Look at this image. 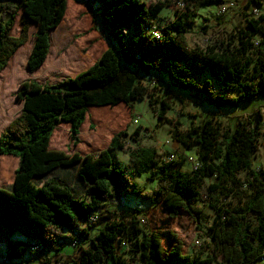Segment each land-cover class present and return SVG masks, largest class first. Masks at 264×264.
I'll list each match as a JSON object with an SVG mask.
<instances>
[{
	"label": "trees",
	"instance_id": "16d2710c",
	"mask_svg": "<svg viewBox=\"0 0 264 264\" xmlns=\"http://www.w3.org/2000/svg\"><path fill=\"white\" fill-rule=\"evenodd\" d=\"M70 1L0 0V74L28 42L33 23L38 32L28 67L34 71L43 65L50 34L64 18ZM182 1L185 9L161 30L160 39H154L146 28L156 26L154 21L167 2L147 6L142 0H87V4L96 5L95 18L99 21L96 25L93 19L94 28L100 25L97 31L104 41L115 44L106 43L107 50L94 65L74 78L54 85H23L21 114L0 135V163H15L11 189H0V243L6 242L8 264L21 263L26 253L34 254L38 246L60 252L57 245L66 232L78 238L70 242L74 249L80 240L89 244L73 264H215L219 258L225 264H257L264 258V168H253L262 137L256 122L260 112L234 128L223 127L213 115L201 124L192 123L186 133L175 134L176 142L196 152L200 166L190 173L181 171L183 161L161 163L155 149L139 147L141 128L133 137L127 130L118 132L108 147L97 153L67 154L51 149L58 128H67L73 146L79 147L90 110L117 111L125 106L132 111L134 102L150 98L143 81L120 64L163 74L169 87L189 91L196 104L217 111L264 96V15H246L241 28L211 36L205 48L189 49L187 35L196 24L199 9H221L227 0ZM262 2L247 0L245 9ZM21 12L22 29L13 37L11 32ZM95 31L97 44L100 41ZM27 47L29 44L16 55ZM203 75L208 78L200 82ZM172 97L149 99L160 121H167ZM128 138L137 145L129 153L128 168L139 176L151 171L157 185L150 192L138 187L114 155V151L124 150ZM4 157L9 161H3ZM74 164L80 165L77 174L86 186L88 199L74 197L69 187L54 179L41 185L34 182L54 169ZM207 179H213L208 186ZM204 196L215 213L207 258L184 254L181 241L173 233L167 234L165 247L160 232L143 227L148 221L142 210L98 214L104 204L138 199L151 207L161 206L173 218L184 212L201 233L209 222L198 206ZM93 215L98 216L96 223L91 222ZM95 224L99 229L92 236ZM16 235L35 247L12 243L10 239ZM53 261L54 257H45L39 264Z\"/></svg>",
	"mask_w": 264,
	"mask_h": 264
},
{
	"label": "rangeland",
	"instance_id": "374dc122",
	"mask_svg": "<svg viewBox=\"0 0 264 264\" xmlns=\"http://www.w3.org/2000/svg\"><path fill=\"white\" fill-rule=\"evenodd\" d=\"M142 1L147 6H153L158 2H167L168 6L164 8L159 17L154 21V24L160 30H163L182 13L177 7V0ZM246 2L247 0H227V10L224 14H221L220 8L216 6H204L200 8L196 24L192 26L187 35L188 48H205L210 43L208 39L211 36L218 33L230 34L234 30L241 28L245 23V16L250 15V8L245 9ZM87 3V0H72L68 3L64 18L50 34V48L45 62L34 71L29 69L28 62L36 43L38 26L34 23L31 25L28 42L19 50L27 46V44H29V47L16 55L19 52L18 50L0 74V135L10 122L21 114L23 107L21 96L24 91V84L54 85L67 78H74L94 65L102 52L107 50L106 43L109 45L115 44L109 39L105 40L106 42L104 41L98 33L101 29L100 25H98V31L94 28L93 19H96V25L99 21V18H95L96 5ZM23 15V12H21L15 21V26L11 32L13 37H18L21 32L22 25L20 21ZM94 31L100 41L97 44H94L96 43L94 40L95 36H93ZM102 45L104 46L103 48ZM120 65L122 69L125 68L135 73L143 81V84L149 89L150 98L152 96L154 100L161 101L168 96H173L171 110L166 116L167 121H160L157 118V115L153 112V107L150 105V98L145 101L134 102L132 111L128 110L125 106L117 111L98 108L97 112H94V110L88 112V120L83 126L81 136L79 137V140H81L79 147L73 146L67 128H64V130L58 128L55 131L51 149L61 150L67 154L75 151H79L83 155L97 153L106 149L113 135L118 132L127 130L133 137L135 131L141 128L138 138L140 141L139 147L155 149L161 163L170 162L169 157L176 155V158L172 161L178 163L183 161L181 171L190 173L194 170L190 158L194 159L196 152L195 150H188L176 142L174 140L175 134H184L191 127L192 123L201 124L205 118L213 115L217 117L223 127L227 128L230 126L234 128L240 122H244L246 117L260 112L261 117H257L256 122H258L262 137L255 154L253 168H264V96L242 103L235 108L226 107L217 111L207 105L196 104L192 100V94L189 91L169 87L166 80L167 77L163 74L156 72L146 73L132 66ZM206 78L208 76L203 75L200 82H203ZM180 99L187 101V103L183 104ZM136 148L137 145L133 141V138H128L125 141L124 150L114 151V155L120 166L125 169L126 174L132 178L138 187L144 188L146 192H150L157 185V182L152 180L151 171H147L139 176L128 168L129 153ZM8 159L14 160L12 157ZM2 160L9 161L5 157ZM14 164L10 163L7 165L0 163V189H11L10 183L13 177ZM79 166V164H74L71 167L54 169L46 174L44 178L35 179L34 182L41 185L47 180L54 179L69 187L74 197L88 199L86 186L77 174ZM244 176V174H241L240 177L244 178ZM212 180L207 179L205 182L206 186ZM198 206L209 219V222L203 225L201 233L196 230L193 220L184 212H179L173 218L161 206L151 207L138 199L126 198L112 204H104L103 209L98 214L106 216L115 210L119 212L134 209L142 210L148 221L147 227L146 224L143 227L160 232L163 236L164 246L168 244L167 234L173 233L176 235L177 240L181 241L184 254L190 255L192 258H207V247L208 244L212 243L209 229L213 223L215 213L209 207L205 196L203 197V202L198 203ZM92 228L91 235L94 236L97 234L99 226L95 224ZM64 235V240L57 245V248H60V252L56 253L55 250L47 251L42 246H38L34 254L26 253L21 263L11 264H39V260L45 257H54L52 264H73V260H77L82 249H87L89 244L79 239V247L74 249L71 247L70 242L77 237L67 232ZM10 241L12 243H28L33 248L36 245H33L32 242L19 235L14 236ZM5 246V241L0 243V264H4L2 259L6 256ZM215 264L225 263L222 258H219ZM257 264L264 263L258 262Z\"/></svg>",
	"mask_w": 264,
	"mask_h": 264
},
{
	"label": "built area",
	"instance_id": "2783aa9c",
	"mask_svg": "<svg viewBox=\"0 0 264 264\" xmlns=\"http://www.w3.org/2000/svg\"><path fill=\"white\" fill-rule=\"evenodd\" d=\"M177 7H178V9L180 11H183L185 9V3L182 0H179L177 2ZM226 10H227V7L225 6V7H223V8L220 9V13L221 14H224L226 12ZM263 15H264V2H262L260 5H256V6L254 5V6H251L250 7V16L252 18H258V17H261ZM146 30L149 33L150 38L160 39L161 36H162L161 35V30L158 27H156V26L147 27ZM175 158H176V155H171L169 157V161L171 162ZM195 158L194 159L193 158H190V161H191V163L193 165V169L194 170H196L200 166L197 158L196 159ZM97 220H98V216L97 215H93L91 217V222L92 223H96ZM75 245H76V243L74 244V246ZM2 262L4 264H8L7 258L4 257L2 259ZM259 262H263L264 263V258H262Z\"/></svg>",
	"mask_w": 264,
	"mask_h": 264
}]
</instances>
